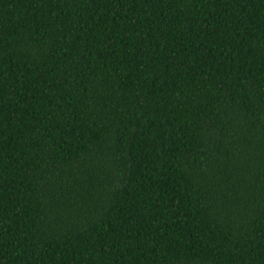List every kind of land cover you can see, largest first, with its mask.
<instances>
[{
  "label": "trees",
  "instance_id": "16d2710c",
  "mask_svg": "<svg viewBox=\"0 0 264 264\" xmlns=\"http://www.w3.org/2000/svg\"><path fill=\"white\" fill-rule=\"evenodd\" d=\"M0 264H264V0H0Z\"/></svg>",
  "mask_w": 264,
  "mask_h": 264
}]
</instances>
